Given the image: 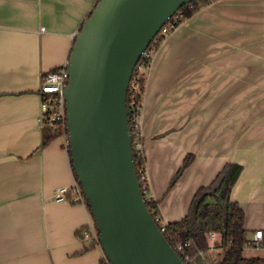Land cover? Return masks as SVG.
Returning a JSON list of instances; mask_svg holds the SVG:
<instances>
[{"label":"crops","instance_id":"0c3cea01","mask_svg":"<svg viewBox=\"0 0 264 264\" xmlns=\"http://www.w3.org/2000/svg\"><path fill=\"white\" fill-rule=\"evenodd\" d=\"M98 1L0 0V264H104L102 248L78 235L89 208L55 198L77 179L65 139L44 144L38 122L42 75L69 60ZM140 123L151 192L168 221L186 218L234 162L243 171L231 198L248 237L264 231V0H214L168 35Z\"/></svg>","mask_w":264,"mask_h":264},{"label":"water","instance_id":"95a60500","mask_svg":"<svg viewBox=\"0 0 264 264\" xmlns=\"http://www.w3.org/2000/svg\"><path fill=\"white\" fill-rule=\"evenodd\" d=\"M195 0H99L75 36L65 90L69 153L110 264H187L144 198L129 89L169 17Z\"/></svg>","mask_w":264,"mask_h":264},{"label":"built area","instance_id":"2783aa9c","mask_svg":"<svg viewBox=\"0 0 264 264\" xmlns=\"http://www.w3.org/2000/svg\"><path fill=\"white\" fill-rule=\"evenodd\" d=\"M192 7V4H186ZM184 7V6H183ZM185 13L182 8L177 11L174 15L168 18L165 25L161 28L160 32L155 37L152 44L143 53L140 61L138 62L133 78L131 80L130 88L132 90L138 91L139 89V78L141 74L147 70V64L152 63L154 57V49L158 42H164L168 35H170L175 29H177L184 21ZM69 60L64 64L50 69L43 73L42 83L39 89V95L41 98V112L38 117V122L42 128H52L54 131L58 132L60 136L65 139V145L69 148V124H68V109L67 100L65 95V90L70 82V74L68 70ZM130 90V89H129ZM130 108V122L132 125L133 134V148L134 153L137 151L138 154L143 151L144 137L142 135L141 123H140V112L141 109L136 104V99L134 97L129 101ZM144 152V151H143ZM141 182V188L144 198L147 203L156 201L154 195L151 192L150 183L147 171L141 172L139 177ZM69 193H73L69 197ZM55 198L60 201L77 202L82 203L88 207V203L83 191L82 186L79 184L77 179L71 186H61L56 190ZM89 208V207H88ZM90 211V210H89ZM155 220L157 221L160 230L166 235L171 245L180 254L183 260L187 264H200L198 261V256L202 257V261L205 264H212L208 260L209 252H213L216 249L224 250L223 246L215 245V232L208 233V241L210 243V248L207 251L198 250L194 252L192 250L191 240H181L178 235L172 233L169 230L170 221H168L159 211L152 212ZM91 215V213H90ZM80 237L86 241H89L92 245H97L101 247L100 232L94 218L90 217L87 224L80 227ZM222 241V240H221ZM220 241V243H221ZM251 250H264V231L257 230L254 233L253 238H249L244 249ZM217 261L218 257H213ZM103 263L110 264L106 255H103Z\"/></svg>","mask_w":264,"mask_h":264},{"label":"trees","instance_id":"16d2710c","mask_svg":"<svg viewBox=\"0 0 264 264\" xmlns=\"http://www.w3.org/2000/svg\"><path fill=\"white\" fill-rule=\"evenodd\" d=\"M212 1L214 0H195L191 3L192 7L185 5L182 7L185 18H189L203 5ZM161 44L162 42H158L155 47L159 48ZM150 67L151 63H148L147 70L141 74L138 80V91L134 92L132 87L129 90V101L134 97L140 108L143 105ZM43 131L44 144L48 143L51 138L59 136L58 132L49 127L44 128ZM191 160L192 156L189 155L182 170L190 164ZM135 161L140 177L141 172L146 169V157L143 151L140 154L135 152ZM242 171L243 166L241 164L228 163L211 185L200 189L187 217L180 222H171L169 225V230L178 235L179 239L192 241L194 252L198 250L207 251L210 248L208 233H219L222 241L216 245L220 244L219 246H223L224 250L219 253L217 261L208 256V260L212 264H264V257H247L244 255V248L249 239L248 230L245 228V212L240 204L231 198L232 188ZM209 198H213L214 201H209ZM147 204L151 212L158 211L157 201ZM78 235L80 236L79 230ZM198 261L200 264H205L201 256H198Z\"/></svg>","mask_w":264,"mask_h":264},{"label":"rangeland","instance_id":"374dc122","mask_svg":"<svg viewBox=\"0 0 264 264\" xmlns=\"http://www.w3.org/2000/svg\"><path fill=\"white\" fill-rule=\"evenodd\" d=\"M159 48H155L154 49V55L156 54V52H157V50H158ZM249 236H251V237H249V238H253V236L254 235H252V232L250 231L249 232ZM220 241H221V238H220V240H219V243H220ZM220 245V244H219ZM221 251H223V250H215V251H213V252H209V256L211 257V258H213V257H219V253L221 252ZM253 253H255V254H264V251L263 250H254L253 249V251H252ZM250 253V251L249 250H245V254H249Z\"/></svg>","mask_w":264,"mask_h":264}]
</instances>
